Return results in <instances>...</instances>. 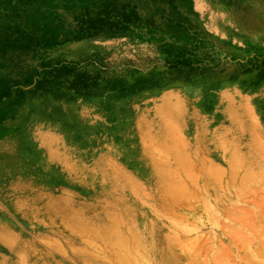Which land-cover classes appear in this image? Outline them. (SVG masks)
Wrapping results in <instances>:
<instances>
[{"label": "rangeland", "instance_id": "374dc122", "mask_svg": "<svg viewBox=\"0 0 264 264\" xmlns=\"http://www.w3.org/2000/svg\"><path fill=\"white\" fill-rule=\"evenodd\" d=\"M263 89L264 0H0V264H104L115 225L175 264L264 260ZM237 201L248 246L206 228Z\"/></svg>", "mask_w": 264, "mask_h": 264}, {"label": "bare ground", "instance_id": "6f19581e", "mask_svg": "<svg viewBox=\"0 0 264 264\" xmlns=\"http://www.w3.org/2000/svg\"><path fill=\"white\" fill-rule=\"evenodd\" d=\"M264 90V89H263ZM264 94V92H263ZM35 135V134H34ZM60 141V140H59ZM55 143V142H54ZM61 143V142H60ZM54 145V144H53ZM210 146V145H209ZM55 148V145H54ZM63 148V147H62ZM61 149V148H60ZM58 154V153H57ZM53 161V160H52ZM65 162V161H64ZM159 163V162H158ZM219 167V166H218ZM242 167L244 168V173L242 176H246V177H251L254 175V166L253 163H242ZM71 168V166H70ZM156 169V168H155ZM240 169V168H239ZM241 170V169H240ZM208 172V171H207ZM233 168V165H231L230 163L227 165V168L225 171L221 170V168H216L215 171H209V173H206V183H209L208 185H212L213 188H215L216 190H220L222 189L221 187L222 185V181H226L228 179H231L232 177H234V175H237L236 172ZM124 173V172H123ZM239 176L241 175V171L238 173ZM236 178V177H235ZM219 182V184L215 183V182ZM223 181V182H224ZM126 183V182H125ZM207 185V186H208ZM227 184L224 183V187ZM228 186V185H227ZM15 188V187H14ZM13 188V189H14ZM229 188V187H228ZM211 189V188H210ZM214 189V190H215ZM227 189V187H226ZM208 190V189H206ZM215 190V191H216ZM223 190V189H222ZM215 191L214 194H215ZM225 191V190H223ZM219 194V193H218ZM239 200V199H238ZM6 201V200H5ZM20 201V200H19ZM23 203V201H22ZM21 203V204H22ZM25 203V202H24ZM239 203V201H237L236 203L231 205V218L232 220H229L230 222H232V226L236 227L232 228L229 230V227H225L224 230H222L223 228L221 226H219V220L217 218V213L214 214V211H211L212 206H209L207 209V213H206V228L209 229L210 232L215 233L217 236H224L223 239L226 240L229 244H231L232 247H235L236 245L238 246L239 242H243L245 243V238L246 236L250 235V233H252L253 231H250L253 228L254 223L251 221V224L253 223V225L250 224V221L246 220L245 218H240L239 214H240V210H238L239 208L237 207V204ZM241 203V202H240ZM32 204V203H31ZM43 204V203H42ZM209 204V203H208ZM24 205V204H23ZM34 205V204H33ZM27 206V205H26ZM35 207V206H34ZM19 208V207H18ZM17 208V209H18ZM262 208V207H261ZM216 209V208H215ZM255 210V209H254ZM248 211V210H247ZM246 211V213H247ZM245 212V211H242ZM256 213V212H255ZM243 214V213H242ZM251 216V214H249ZM226 216V215H225ZM255 217V216H254ZM263 215H261V219ZM222 218V217H221ZM259 218V216H258ZM256 218V219H258ZM41 219V218H40ZM253 219V218H252ZM250 220V219H249ZM254 220V219H253ZM223 222V221H222ZM264 222V219L263 221ZM57 223V222H56ZM227 223V222H226ZM261 225V224H260ZM258 225V226H260ZM129 227V226H128ZM252 227V228H251ZM260 229V227H258ZM129 229V228H128ZM264 229V228H263ZM108 230V229H107ZM253 230V229H252ZM256 232H258V230L254 229ZM262 231V229H261ZM178 232V231H177ZM264 232V231H263ZM135 232H132L131 229L128 230L127 233L121 231V229L119 227H117L116 225L113 228H110L109 231H107L105 234H103V247H101L100 249L102 253H104L105 255L102 254V256L104 258L103 262L104 264H175L176 261L178 260V257L175 256V259H165V257H169L171 256L170 254H168L167 256H164V252L167 251L163 250L162 248H144L141 246V244L139 243V241L137 240L135 234ZM145 233V232H144ZM261 234V232H259ZM136 234H138L136 232ZM214 234V235H215ZM256 234V233H255ZM263 234V233H262ZM261 234V236H262ZM252 235V234H251ZM214 236V237H217ZM253 236V235H252ZM257 236V235H256ZM255 236V237H256ZM260 235L259 237L262 238ZM213 237V238H214ZM212 239V238H211ZM256 239V238H255ZM259 239V238H258ZM257 239V240H258ZM213 240V239H212ZM211 240V242H212ZM243 240V241H242ZM215 241V239H214ZM249 241V239L247 240ZM247 243V246L250 245L252 243V240H250V243ZM263 241L260 239V242ZM154 243V242H153ZM255 243V242H254ZM257 243V241H256ZM214 244V243H213ZM228 244V245H229ZM262 244V243H261ZM155 245V244H154ZM216 245V244H215ZM245 244H241L240 246V250H242L244 248V246H242ZM256 246V244H254ZM264 245V244H263ZM165 246V245H164ZM167 246V244H166ZM214 246V245H213ZM148 247V246H147ZM252 247V246H251ZM99 248V247H98ZM246 248V247H245ZM179 249V248H178ZM234 249V248H233ZM236 249V248H235ZM97 250V249H96ZM212 250V249H211ZM229 250V249H227ZM264 247H259L258 251L254 252L253 255H255L254 258H259V257H263L264 256ZM216 251V250H215ZM244 251V250H243ZM97 252V251H95ZM169 252V251H167ZM241 252V251H240ZM174 253V252H173ZM212 253V252H211ZM214 253V252H213ZM216 253V252H215ZM228 254V251L226 252ZM250 253V252H249ZM99 253L97 252V255ZM217 255H215L213 258H210L208 260V263L206 262V264H222V262L225 263V259L222 261L221 257L218 255V253H216ZM240 254V253H239ZM244 255V254H242ZM238 256V255H237ZM259 256V257H258ZM172 258V257H171ZM225 258L227 259V257L225 256ZM236 258V257H235ZM240 259H242V257L240 256ZM264 259V257H263ZM196 260V259H195ZM228 260V259H227ZM230 260V259H229ZM247 260V259H246ZM242 261V260H241ZM245 261V260H244ZM243 261V262H244ZM193 262V260H192ZM227 262V261H226ZM251 262V261H250ZM230 264V263H228ZM234 264V263H233ZM257 264H264V260H260L259 263Z\"/></svg>", "mask_w": 264, "mask_h": 264}]
</instances>
